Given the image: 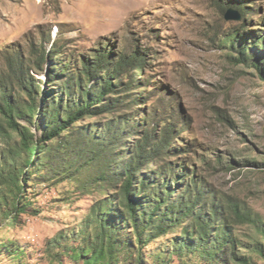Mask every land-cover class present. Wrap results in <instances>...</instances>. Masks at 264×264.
<instances>
[{
	"label": "rangeland",
	"instance_id": "374dc122",
	"mask_svg": "<svg viewBox=\"0 0 264 264\" xmlns=\"http://www.w3.org/2000/svg\"><path fill=\"white\" fill-rule=\"evenodd\" d=\"M232 2L251 6L252 15L241 16L228 4ZM228 13L238 15L239 20H226ZM242 23L251 31L264 30V0H0V82L10 85V66L16 54L42 90L50 64H42L38 55L52 49L55 39L58 62L67 58V64L75 66L69 73L80 70L78 59H90L102 47L114 56L134 45L146 49L152 57L144 68L148 86L138 90L142 94L137 105L85 118L76 126L97 123L98 129L108 119L132 112V129L122 126L132 133L116 147L126 149L122 155L128 158L146 130L157 136L164 124L161 119L174 106L177 114L173 117H178L174 131L182 134L173 138L171 148L180 150L170 149L164 159L180 166L182 174L183 167L188 168L187 178L179 181L182 187L191 178H200L216 200L233 201L264 222V69L252 61L240 63L239 54L226 41ZM246 50L258 55L254 49ZM40 121L44 124L41 114L33 121L36 140L44 136L36 131ZM17 122L27 125L23 119ZM12 138L18 144L19 136ZM149 160L142 172L153 178L166 161ZM98 169L91 165L77 179H52L53 169L29 168L24 188L31 207L14 224L4 216L6 208L0 207V264H84L74 254L85 247L80 233L88 224L86 218L97 201L115 192L92 184ZM180 232L170 231L166 241L160 239L145 247L143 264H264V255L252 250L260 242L264 251V240L250 224L234 225L241 246L248 248L240 249L238 259L228 263L206 259L197 252H184L181 258L168 255L174 249L169 240ZM59 234L67 239L60 240ZM158 245L166 252L157 257L150 249ZM134 262L132 253L122 264Z\"/></svg>",
	"mask_w": 264,
	"mask_h": 264
},
{
	"label": "trees",
	"instance_id": "16d2710c",
	"mask_svg": "<svg viewBox=\"0 0 264 264\" xmlns=\"http://www.w3.org/2000/svg\"><path fill=\"white\" fill-rule=\"evenodd\" d=\"M228 4L237 8L243 17L252 15L249 5ZM226 41L239 54L240 63L252 61L260 70L264 69V30L251 31L242 23L226 36ZM246 49H254L258 55L254 57ZM145 52L146 49L134 45L131 50H121L114 56L112 51L102 47L90 59H78L82 64L80 70L69 73L75 66L67 64L70 63L67 58L58 62L55 39L52 49H44L38 55L42 64H50L46 73L48 80L43 82L42 90L36 86L34 76L29 75L31 69L14 54L10 85L0 82V145L3 144L0 149V207L6 208L3 214L14 224L17 216L31 207L24 188L29 181V168L53 169L50 178L58 179L75 178L93 165L100 173L91 179L92 184L108 186L115 192L97 201L86 218L88 224L80 233L85 247L74 254L84 264H122L132 253H135L133 264H143L144 248L160 239L166 241L169 239L167 233L178 229L179 236L169 240L174 249L170 248L168 255L181 258L184 252H197L220 263L236 261L238 251L248 246H241V238L234 234V225L250 224L264 240V222L260 216L233 201L216 200L200 178L193 177L182 187L179 181L187 178L188 168L183 167L182 174L178 170L180 166L164 159L170 149L180 150L171 148L173 138L179 139L182 134V131H174L178 120L177 116L173 117L174 106H169L170 114L161 119L160 123L164 124L157 136L154 131L146 130L128 158L122 155L126 149L116 150V147L132 133L122 130V126L132 129V112L108 119L98 129L95 128L97 123L90 127L76 126L85 118L119 113L137 105L142 94L138 90L148 86L144 68L147 59L152 57ZM16 85L17 90H12ZM39 114L44 124L36 122V131H42L44 136L36 140L32 127ZM151 116L154 120V115ZM18 119H23L27 125L19 124ZM14 134L19 136L18 144L11 142ZM149 159L166 161L155 172L160 175L158 178L142 172ZM12 164L16 167L9 170ZM58 237L67 239L61 234ZM259 246L257 242L256 248L250 249L264 255ZM165 249L158 245L150 251L158 257L166 252ZM122 255L124 259L119 260Z\"/></svg>",
	"mask_w": 264,
	"mask_h": 264
},
{
	"label": "water",
	"instance_id": "95a60500",
	"mask_svg": "<svg viewBox=\"0 0 264 264\" xmlns=\"http://www.w3.org/2000/svg\"><path fill=\"white\" fill-rule=\"evenodd\" d=\"M226 20H239V16L238 15H234L232 13H228L225 16Z\"/></svg>",
	"mask_w": 264,
	"mask_h": 264
}]
</instances>
